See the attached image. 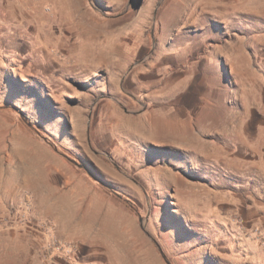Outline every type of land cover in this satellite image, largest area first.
Here are the masks:
<instances>
[{
	"label": "rangeland",
	"instance_id": "1",
	"mask_svg": "<svg viewBox=\"0 0 264 264\" xmlns=\"http://www.w3.org/2000/svg\"><path fill=\"white\" fill-rule=\"evenodd\" d=\"M12 168L0 264H264V0H0Z\"/></svg>",
	"mask_w": 264,
	"mask_h": 264
},
{
	"label": "crops",
	"instance_id": "2",
	"mask_svg": "<svg viewBox=\"0 0 264 264\" xmlns=\"http://www.w3.org/2000/svg\"><path fill=\"white\" fill-rule=\"evenodd\" d=\"M29 129V128H28ZM30 130V129H29ZM45 147H44V151H45V156L46 157H48V158H55L56 157V152L55 151H53L49 146H47V145H44ZM39 153H40V150L38 151ZM41 154V153H40ZM55 165V164H54ZM55 173H56V168H55V166L51 169L50 167L48 168V169H46V170H44L41 174H42V178H43V182H41V184H44L43 185V190L42 191H44V192H46V193H48V192H50L51 191V186H50V176L51 175H55ZM27 174V173H26ZM27 185H28V187H32V185L30 184V181H28L27 182Z\"/></svg>",
	"mask_w": 264,
	"mask_h": 264
},
{
	"label": "bare ground",
	"instance_id": "3",
	"mask_svg": "<svg viewBox=\"0 0 264 264\" xmlns=\"http://www.w3.org/2000/svg\"><path fill=\"white\" fill-rule=\"evenodd\" d=\"M191 1V0H190ZM243 1V0H242ZM187 4H190V3H187ZM186 4V5H187ZM42 4H39L37 7H38V9H39V12H40V6H41ZM198 5V4H197ZM196 7V6H195ZM178 12H180V10L178 11ZM41 15V14H40ZM29 17V16H28ZM41 17V16H40ZM193 17V16H192ZM43 18V17H42ZM103 40V39H102ZM85 46V45H84ZM86 47V50H88V52H92L91 51V49H93V47L91 46V45H88V46H85ZM109 49V48H108ZM61 54V53H60ZM94 55V54H93ZM106 58V57H105ZM81 71V70H80ZM121 122V121H120ZM129 124V123H128ZM21 138V137H20ZM198 141V140H197ZM191 142V141H190ZM200 146V145H199ZM19 152V151H18ZM32 161V160H31ZM16 167V166H15ZM17 168V167H16ZM20 169V168H19ZM19 169H16V170H14L13 168H12V171L10 172V174L8 175V173H7V176H9V177H6L5 178V180H4V178H0L1 180V182L2 183H7V184H11V185H15L14 183H15V181H17V179L20 177V175H22V172L24 171L22 168V172H21V170H19ZM2 170V169H1ZM0 170V171H1ZM8 171V170H7ZM33 180V179H32ZM31 185H32V183H30ZM16 186V185H15ZM50 194V193H49ZM68 227V226H67ZM110 233V232H109ZM111 234H112V232H111ZM109 236V235H108ZM110 240V239H109Z\"/></svg>",
	"mask_w": 264,
	"mask_h": 264
},
{
	"label": "trees",
	"instance_id": "4",
	"mask_svg": "<svg viewBox=\"0 0 264 264\" xmlns=\"http://www.w3.org/2000/svg\"><path fill=\"white\" fill-rule=\"evenodd\" d=\"M22 118L24 119V123L27 125V127H28L29 129H31L33 132H35V133L38 134V132H37L36 129H35V123L31 120V118H29L28 116H25V115H23ZM47 145H48L53 151L56 152V149H55L53 146H51L50 144H47ZM86 172H87V171H86ZM87 175L93 178V176H92L90 173H88V172H87ZM93 179H94V178H93ZM98 183H99L102 187L105 188V184L101 183L100 181H99ZM103 185H104V186H103ZM114 193H115L116 195H119V194L116 193V192H114Z\"/></svg>",
	"mask_w": 264,
	"mask_h": 264
}]
</instances>
